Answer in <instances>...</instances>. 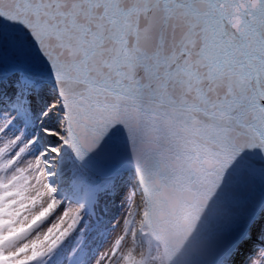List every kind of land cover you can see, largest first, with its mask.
Segmentation results:
<instances>
[{
	"label": "snow or ice",
	"instance_id": "obj_1",
	"mask_svg": "<svg viewBox=\"0 0 264 264\" xmlns=\"http://www.w3.org/2000/svg\"><path fill=\"white\" fill-rule=\"evenodd\" d=\"M0 264H264V0H0Z\"/></svg>",
	"mask_w": 264,
	"mask_h": 264
}]
</instances>
